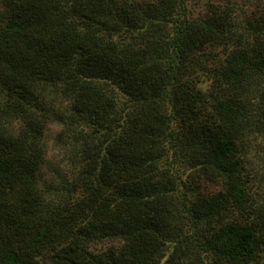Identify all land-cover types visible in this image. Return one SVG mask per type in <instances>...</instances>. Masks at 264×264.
Masks as SVG:
<instances>
[{"label": "trees", "instance_id": "trees-1", "mask_svg": "<svg viewBox=\"0 0 264 264\" xmlns=\"http://www.w3.org/2000/svg\"><path fill=\"white\" fill-rule=\"evenodd\" d=\"M194 3L0 0V264H264V0Z\"/></svg>", "mask_w": 264, "mask_h": 264}, {"label": "rangeland", "instance_id": "rangeland-1", "mask_svg": "<svg viewBox=\"0 0 264 264\" xmlns=\"http://www.w3.org/2000/svg\"><path fill=\"white\" fill-rule=\"evenodd\" d=\"M208 0H195L194 3V11H199L201 8L206 4ZM256 1V0H255ZM59 129V126L53 125L52 126V135ZM49 154L51 155V159L55 162H59L61 160V155L57 146H55L54 139L52 138L49 143Z\"/></svg>", "mask_w": 264, "mask_h": 264}]
</instances>
